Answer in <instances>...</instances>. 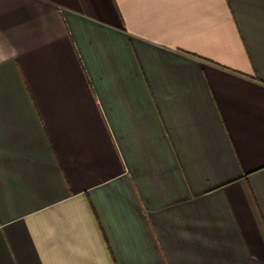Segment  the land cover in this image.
I'll return each mask as SVG.
<instances>
[{"label": "crops", "instance_id": "obj_1", "mask_svg": "<svg viewBox=\"0 0 264 264\" xmlns=\"http://www.w3.org/2000/svg\"><path fill=\"white\" fill-rule=\"evenodd\" d=\"M0 264H264V0H0Z\"/></svg>", "mask_w": 264, "mask_h": 264}]
</instances>
